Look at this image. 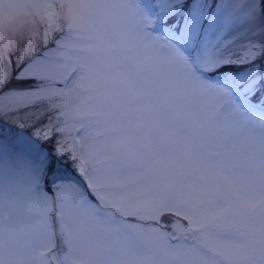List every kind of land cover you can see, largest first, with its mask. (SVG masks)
<instances>
[{"label":"snow or ice","instance_id":"snow-or-ice-1","mask_svg":"<svg viewBox=\"0 0 264 264\" xmlns=\"http://www.w3.org/2000/svg\"><path fill=\"white\" fill-rule=\"evenodd\" d=\"M27 3L0 38V264H264V0Z\"/></svg>","mask_w":264,"mask_h":264},{"label":"rangeland","instance_id":"rangeland-1","mask_svg":"<svg viewBox=\"0 0 264 264\" xmlns=\"http://www.w3.org/2000/svg\"><path fill=\"white\" fill-rule=\"evenodd\" d=\"M33 9L27 0H0V38H19L33 22ZM94 23L101 27L113 45H119L122 37L131 30V20L124 5L112 2L97 13Z\"/></svg>","mask_w":264,"mask_h":264}]
</instances>
